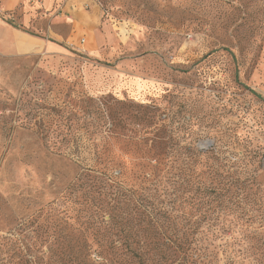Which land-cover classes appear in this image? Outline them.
<instances>
[{"label": "rangeland", "instance_id": "1", "mask_svg": "<svg viewBox=\"0 0 264 264\" xmlns=\"http://www.w3.org/2000/svg\"><path fill=\"white\" fill-rule=\"evenodd\" d=\"M94 2L98 34L0 11V264H84L80 168L134 190L155 160L264 187V0ZM248 231L262 241L264 221Z\"/></svg>", "mask_w": 264, "mask_h": 264}, {"label": "trees", "instance_id": "2", "mask_svg": "<svg viewBox=\"0 0 264 264\" xmlns=\"http://www.w3.org/2000/svg\"><path fill=\"white\" fill-rule=\"evenodd\" d=\"M159 165L155 160L139 190L77 169L73 183L91 211L81 223L89 237L82 241L84 264L92 253L100 264H264V239L248 231L264 221V187L255 176L206 187L169 175L173 162L162 163V171Z\"/></svg>", "mask_w": 264, "mask_h": 264}, {"label": "crops", "instance_id": "3", "mask_svg": "<svg viewBox=\"0 0 264 264\" xmlns=\"http://www.w3.org/2000/svg\"><path fill=\"white\" fill-rule=\"evenodd\" d=\"M59 1L61 0H0V11L7 13L12 12L17 7H20L21 15L18 20L25 24L31 19L33 14L39 10L47 13L52 12L55 9L60 15L69 19H73L74 21L79 19L82 20V26L87 30L97 32V29H102V26H105V23L101 19V11L98 9L94 0ZM1 29L4 30L3 27H1ZM20 34L23 40L28 41H20L16 44L20 50L32 49L37 45L39 47V43L34 40H41L40 38L24 32Z\"/></svg>", "mask_w": 264, "mask_h": 264}, {"label": "water", "instance_id": "4", "mask_svg": "<svg viewBox=\"0 0 264 264\" xmlns=\"http://www.w3.org/2000/svg\"><path fill=\"white\" fill-rule=\"evenodd\" d=\"M205 143H206V144H209L210 142H209V141H206Z\"/></svg>", "mask_w": 264, "mask_h": 264}]
</instances>
